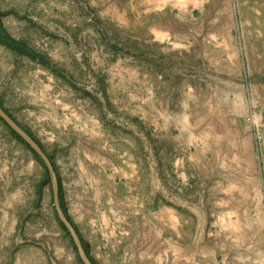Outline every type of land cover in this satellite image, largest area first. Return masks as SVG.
<instances>
[{
	"label": "rangeland",
	"instance_id": "1",
	"mask_svg": "<svg viewBox=\"0 0 264 264\" xmlns=\"http://www.w3.org/2000/svg\"><path fill=\"white\" fill-rule=\"evenodd\" d=\"M0 12L43 57L0 44V105L94 264H264V0ZM34 153L0 118V264H84Z\"/></svg>",
	"mask_w": 264,
	"mask_h": 264
},
{
	"label": "water",
	"instance_id": "2",
	"mask_svg": "<svg viewBox=\"0 0 264 264\" xmlns=\"http://www.w3.org/2000/svg\"><path fill=\"white\" fill-rule=\"evenodd\" d=\"M0 118L9 126V128L32 150L34 151L46 164L48 171L50 173L53 189H54V197L55 203L59 212V217L61 223L65 226V228L69 231L72 236L81 256V259L84 264H93L92 261L88 258L85 253L83 244L81 239L79 238L76 230L71 225V222L68 220L66 215L61 209L60 201H59V183L56 172L52 163L50 162L48 156L43 151L42 147L36 142L34 138H32L13 118L8 114L3 108L0 107Z\"/></svg>",
	"mask_w": 264,
	"mask_h": 264
},
{
	"label": "trees",
	"instance_id": "3",
	"mask_svg": "<svg viewBox=\"0 0 264 264\" xmlns=\"http://www.w3.org/2000/svg\"><path fill=\"white\" fill-rule=\"evenodd\" d=\"M2 13L0 12V44L4 45L5 47L9 48L10 50L19 52V53H25L27 55H30L31 57L35 58V59H39L41 61H43V57L40 56L39 54H37L36 52H34L33 50H31L30 48H28L24 43L19 42L17 40H15L14 38H12L4 29L3 24H2ZM1 108H3L0 105ZM5 110V109H4ZM6 111V110H5ZM7 112V111H6ZM8 113V112H7ZM9 114V113H8ZM11 116V115H10ZM31 136V135H30ZM32 137V136H31ZM19 138V137H18ZM20 139V138H19ZM37 142V141H36ZM39 144V143H38ZM40 145V144H39ZM41 146V145H40ZM36 158L39 159L42 163V159L36 154L34 153ZM44 165V163H43ZM46 180L47 182H51L50 180V174L49 172L46 170ZM59 194H61V187L59 190ZM64 211V210H63ZM84 247V246H83ZM85 248V247H84ZM93 263V262H92ZM94 264V263H93Z\"/></svg>",
	"mask_w": 264,
	"mask_h": 264
},
{
	"label": "built area",
	"instance_id": "4",
	"mask_svg": "<svg viewBox=\"0 0 264 264\" xmlns=\"http://www.w3.org/2000/svg\"><path fill=\"white\" fill-rule=\"evenodd\" d=\"M248 122H250L251 124H253V126L255 127V129L257 130L256 133V138L259 142L263 141V124L260 121L255 120L254 118H248Z\"/></svg>",
	"mask_w": 264,
	"mask_h": 264
}]
</instances>
